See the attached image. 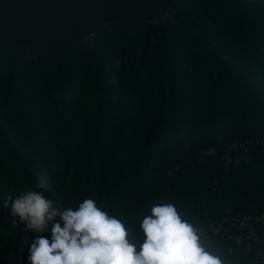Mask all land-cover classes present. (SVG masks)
Masks as SVG:
<instances>
[{
  "label": "trees",
  "instance_id": "16d2710c",
  "mask_svg": "<svg viewBox=\"0 0 264 264\" xmlns=\"http://www.w3.org/2000/svg\"><path fill=\"white\" fill-rule=\"evenodd\" d=\"M264 0H179L157 23L102 26L55 52L0 53V264H26L44 232L26 229L4 201L29 188L58 208L94 199L126 221L133 242L153 204L172 203L205 231L222 264H258L211 223L224 210L264 214ZM252 141V162L226 173L218 158ZM203 147L217 154L181 167ZM219 180V192L211 186ZM59 219V218H57Z\"/></svg>",
  "mask_w": 264,
  "mask_h": 264
},
{
  "label": "clouds",
  "instance_id": "9594fccd",
  "mask_svg": "<svg viewBox=\"0 0 264 264\" xmlns=\"http://www.w3.org/2000/svg\"><path fill=\"white\" fill-rule=\"evenodd\" d=\"M182 164L169 168L167 177ZM4 206L26 229L42 233L52 222L50 238L35 237L28 246L26 264H222L202 243L205 232L197 231L172 203L153 204L140 219L139 245L126 221L92 198L74 208H58L42 191L29 188L10 195Z\"/></svg>",
  "mask_w": 264,
  "mask_h": 264
},
{
  "label": "water",
  "instance_id": "95a60500",
  "mask_svg": "<svg viewBox=\"0 0 264 264\" xmlns=\"http://www.w3.org/2000/svg\"><path fill=\"white\" fill-rule=\"evenodd\" d=\"M178 1L0 0V53L26 45L64 52L102 26L157 23Z\"/></svg>",
  "mask_w": 264,
  "mask_h": 264
},
{
  "label": "built area",
  "instance_id": "2783aa9c",
  "mask_svg": "<svg viewBox=\"0 0 264 264\" xmlns=\"http://www.w3.org/2000/svg\"><path fill=\"white\" fill-rule=\"evenodd\" d=\"M264 146V137L257 141ZM252 141L234 140L228 144L226 153L218 158L219 163L226 173L234 168H240L249 165L252 162L251 146ZM217 151L211 147H205L198 150L189 161L183 162L182 166L175 167L168 171L170 178L174 177L181 167H191L195 169L202 168L207 159L214 156ZM219 180L213 178L211 186L219 192ZM224 218L221 223H212L210 229L214 235L221 232L228 234V239L233 245L242 250L245 255L250 254L258 264H264V214L260 215H242L235 214L231 209H225ZM205 232V230H203Z\"/></svg>",
  "mask_w": 264,
  "mask_h": 264
}]
</instances>
